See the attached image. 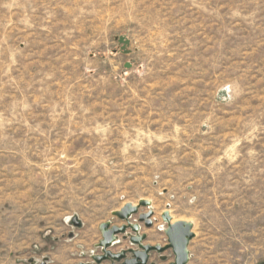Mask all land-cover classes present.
<instances>
[{
    "label": "rangeland",
    "instance_id": "rangeland-1",
    "mask_svg": "<svg viewBox=\"0 0 264 264\" xmlns=\"http://www.w3.org/2000/svg\"><path fill=\"white\" fill-rule=\"evenodd\" d=\"M141 200L146 244L168 212L187 264H264V0H0L6 264H95Z\"/></svg>",
    "mask_w": 264,
    "mask_h": 264
},
{
    "label": "water",
    "instance_id": "water-1",
    "mask_svg": "<svg viewBox=\"0 0 264 264\" xmlns=\"http://www.w3.org/2000/svg\"><path fill=\"white\" fill-rule=\"evenodd\" d=\"M140 207L149 208L150 204L147 201H139L137 206H132L131 204L124 205L119 211L115 212L113 215L120 220L121 222L126 223L121 227L110 226V223H104L99 226V231L101 233V241L99 242L98 247L101 249L102 255L93 256L92 261L96 264H100L107 259L111 261H120L123 259V254L113 255L107 249L117 241V236L123 235L127 229H130L135 235L139 232L138 224H131L129 220L133 216H137V222L143 224L146 228L151 227L150 218L153 213L149 210L147 213L138 214ZM162 221L167 225L164 230V235L167 239V244L163 247L159 246H142V252H137L133 254V259L124 261L123 264H146L147 263V254L150 251H155L158 254H163L167 250H171L174 255V262L172 264H187L188 262V251L187 246L189 241L193 238V233L191 231V224L186 222L177 221L174 223L171 222V218L168 212H164L161 215ZM73 225L78 226V223L73 220ZM116 238V239H115ZM145 235L140 237H134L131 239V242L138 245L141 244V241L145 240Z\"/></svg>",
    "mask_w": 264,
    "mask_h": 264
},
{
    "label": "flooded vegetation",
    "instance_id": "flooded-vegetation-1",
    "mask_svg": "<svg viewBox=\"0 0 264 264\" xmlns=\"http://www.w3.org/2000/svg\"><path fill=\"white\" fill-rule=\"evenodd\" d=\"M138 214H142V213H138ZM138 216V215H137ZM152 217L150 218V221H151V227H152ZM136 224H138L139 225V232H138V234L137 235H135V233H133L132 232V235L130 236V238H129V241L131 242V239H133L135 236L136 237H140V236H142V235H144V234H141L140 233V231H141V225L142 224H139L138 222H136ZM150 227V228H151ZM149 228V229H150ZM128 230V229H127ZM164 232V231H163ZM145 240H143V241H141V244L140 245H138V244H136V243H133V242H131V244H132V246H134L135 247V249H128V251H122V252H120V253H118V254H123V259H121L120 261H111L110 259H107L106 261H103V262H101L100 264H102V263H108V264H123L124 263V261H126V260H131V259H133V254L134 253H137V252H142V246H148L149 244H146L145 242H146V239H147V236L145 235ZM115 243H117V241L115 242ZM115 243H113L110 247H112ZM149 246H152V247H155V246H159V247H161L160 245H149ZM109 247V248H110ZM109 248L107 249L108 251H109ZM110 252V251H109ZM111 253V252H110ZM152 253H157V252H155V251H150L148 254H147V263L146 264H148V261H149V258H150V255L152 254ZM112 254V253H111ZM118 254H113V255H118ZM159 255H161V254H159ZM96 264V263H95Z\"/></svg>",
    "mask_w": 264,
    "mask_h": 264
},
{
    "label": "crops",
    "instance_id": "crops-1",
    "mask_svg": "<svg viewBox=\"0 0 264 264\" xmlns=\"http://www.w3.org/2000/svg\"><path fill=\"white\" fill-rule=\"evenodd\" d=\"M0 257H1V259H0V264H6V262H5V251L4 250H2V248L0 249ZM79 264H82V263H79Z\"/></svg>",
    "mask_w": 264,
    "mask_h": 264
},
{
    "label": "bare ground",
    "instance_id": "bare-ground-1",
    "mask_svg": "<svg viewBox=\"0 0 264 264\" xmlns=\"http://www.w3.org/2000/svg\"><path fill=\"white\" fill-rule=\"evenodd\" d=\"M169 216H170V215H169ZM170 218H171V222H170L171 224L174 223V222H176L171 216H170ZM115 239H116V238H115Z\"/></svg>",
    "mask_w": 264,
    "mask_h": 264
}]
</instances>
